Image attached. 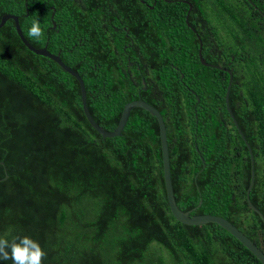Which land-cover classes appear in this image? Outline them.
I'll list each match as a JSON object with an SVG mask.
<instances>
[{"label":"trees","instance_id":"1","mask_svg":"<svg viewBox=\"0 0 264 264\" xmlns=\"http://www.w3.org/2000/svg\"><path fill=\"white\" fill-rule=\"evenodd\" d=\"M55 1L48 3L56 12L71 10V33L84 38V49L71 53L88 65L70 67L83 81L93 120L112 129L123 103L137 97L156 107L176 204L190 214L225 217L264 251L261 218L245 200L249 157L224 105L226 81L216 80L220 69L199 62L184 11L175 18L162 11L158 19L134 4L139 18L130 30L144 31L133 43L137 59L129 55L138 71L121 43L108 40L107 32H122L104 31L98 10ZM206 1L218 4L219 48L236 60L242 53L228 106L252 151L249 200L264 216V17L248 0H191ZM250 1L264 13V0ZM39 2L0 0V16L16 14L29 43L50 52L60 47L63 56L73 42L68 26H60L64 39L52 30L40 40L28 35L34 19L43 29L48 23ZM201 41V55L215 62ZM0 161V237L36 240L46 253L42 264H261L216 223L184 224L172 216L154 116L134 106L120 134L102 137L83 114L76 79L29 50L10 18L0 26Z\"/></svg>","mask_w":264,"mask_h":264},{"label":"flooded vegetation","instance_id":"2","mask_svg":"<svg viewBox=\"0 0 264 264\" xmlns=\"http://www.w3.org/2000/svg\"><path fill=\"white\" fill-rule=\"evenodd\" d=\"M24 5H26L27 0H22ZM39 7L41 12L44 14L48 11L47 20L48 23L45 26L44 31L48 34L51 30L55 33V35L59 38L64 39V35H61L60 26H68V30L73 27L71 10H58L56 12L55 8L52 4H49V0H39ZM51 1V0H50ZM55 1V0H52ZM77 3L79 10H86V4L92 7L95 10H98V17L100 20V25L104 31L111 28L114 32H122V34L113 35L111 32H107L109 41H118L121 43V50L123 57H125L128 66H134L138 71L140 70L139 65L137 63V56L133 53L134 49L137 47L133 45L136 36H141L142 32L135 30L134 35L130 30L131 26L137 21L139 18L137 9L134 8V4L142 3L147 8L153 11V17L161 19L162 11L164 16H168V18L178 17L179 14L184 16L187 13V21L188 15L190 17V21H188L189 25L195 29L197 35L205 40V49L206 55L208 58L214 60L213 63L224 68H229L231 70V74L238 73L239 64L242 63V56L240 53L236 60L234 53H228L221 50L218 40L219 33V15H218V4L213 2H205L200 3L199 5H193L191 0H73ZM176 2L174 7H169L168 4L171 2ZM56 3V1H55ZM188 3L190 6H188ZM46 4L48 6H46ZM85 4V5H84ZM183 4V5H181ZM181 5V6H180ZM203 7V9H201ZM27 11L25 10V13ZM260 14V13H259ZM70 23V24H69ZM186 24V22H185ZM187 25V24H186ZM72 30V29H71ZM71 30L69 33H66L69 39L73 40L70 44L69 48H66L68 52L63 53V56H60L61 48L57 47L56 52L61 60L67 64L68 66L72 64L76 66L88 65V62L85 58H77V54L71 53V48L77 47V49H84V38L81 36H74L75 33ZM193 32V31H192ZM106 33V32H104ZM111 33V34H110ZM149 33L152 35L154 31L151 29ZM194 33V32H193ZM195 35V33H194ZM145 37V36H144ZM196 37V35H195ZM148 38V37H147ZM47 39V38H46ZM68 40V39H66ZM204 41H201V44ZM204 47L201 46V48ZM132 53V56L136 59H129V55ZM245 55H248L244 52ZM82 56V55H80ZM208 62V61H207ZM85 69H83L84 71ZM221 70V69H220ZM223 75H216V80H225L227 81L228 74L225 70H221ZM241 73V72H239ZM145 86V84H143ZM142 85V86H143ZM142 88V87H141ZM144 89V88H143Z\"/></svg>","mask_w":264,"mask_h":264},{"label":"water","instance_id":"3","mask_svg":"<svg viewBox=\"0 0 264 264\" xmlns=\"http://www.w3.org/2000/svg\"><path fill=\"white\" fill-rule=\"evenodd\" d=\"M250 4L257 9V11L260 13L261 16L264 17V13L258 9L255 4L248 0ZM188 6L190 4L188 3ZM12 19L13 20V25L15 32L17 36L19 37L20 41L32 52L36 54H40L43 56L48 57L49 59L53 60L55 63H57L63 70L71 74L77 81L79 90H80V102H81V108L83 111V114L86 118V120L89 122V124L102 136V137H110V136H115L120 134L121 129L123 125L125 124V121L128 117L129 110L134 107V106H139L146 111H148L154 118L156 119L157 122V127H158V138H159V145H160V159H161V171H162V179H163V185H164V192H165V197L166 201L168 204V208L172 216L178 220L179 222H182L184 224H202L205 222H214L223 229H225L229 234H231L234 238H236L249 252H251L257 260L261 264H264V251L257 246L248 236H246L239 228H237L233 223H231L228 219L225 217L218 215V214H210V213H199V214H190L189 210H182L175 202L174 196H173V190H172V185H171V179H170V172H169V160H168V149H167V142H166V133H165V126H164V121L163 118L160 114V112L154 107L152 104L149 102L141 99L140 97L128 100L123 103L118 120L116 125L110 129V130H105L103 129L99 124H97L93 118L91 117L86 101H85V88L83 85V81L80 77V75L73 70L70 66L65 64L61 58L58 56V53H53L48 51L45 48V44L42 46H33L29 41L23 36L21 29L18 24V17L16 14L13 13H2L0 16V26L3 24V22L6 19ZM185 22L186 24L191 28V30L195 33L197 40H198V46H197V57L198 60L201 64L203 65H209L221 70H225L228 74L227 81H226V86L224 90V105L225 108L231 118V121L236 128L240 138L244 142L247 152H248V157H249V180L248 184L245 189V200L247 205L254 211L258 213V215L261 218L262 225H263V231H264V216L263 214L250 202L249 200V189L251 188L253 184V179H254V169H253V156H252V151L251 148L244 137L243 133L241 132L240 128L237 125V122L235 118L233 117V114L228 106V91L230 87V83L232 80V74L231 70L229 68H224L222 66L209 63L207 62L203 56L201 55V40L200 37L197 35L195 32V29L189 25L187 21V13L185 15ZM142 83L144 84V80L142 79ZM142 88H145L143 85ZM193 92V91H191ZM194 93V92H193ZM198 100V97H196V101ZM195 146V144H194ZM201 168L204 165L203 159L201 158ZM2 163V161H0ZM200 168V169H201ZM201 199H198V204L200 203Z\"/></svg>","mask_w":264,"mask_h":264},{"label":"clouds","instance_id":"4","mask_svg":"<svg viewBox=\"0 0 264 264\" xmlns=\"http://www.w3.org/2000/svg\"><path fill=\"white\" fill-rule=\"evenodd\" d=\"M28 35L35 40L44 37L45 32L39 19L31 22ZM45 256L46 253L40 244L29 236L14 237L11 241L0 237V259H10L13 264H42Z\"/></svg>","mask_w":264,"mask_h":264}]
</instances>
